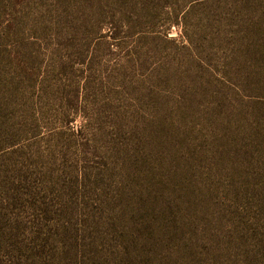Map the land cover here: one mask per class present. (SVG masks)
<instances>
[{
  "label": "rangeland",
  "instance_id": "374dc122",
  "mask_svg": "<svg viewBox=\"0 0 264 264\" xmlns=\"http://www.w3.org/2000/svg\"><path fill=\"white\" fill-rule=\"evenodd\" d=\"M0 264H264V0H0Z\"/></svg>",
  "mask_w": 264,
  "mask_h": 264
}]
</instances>
